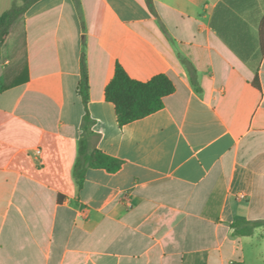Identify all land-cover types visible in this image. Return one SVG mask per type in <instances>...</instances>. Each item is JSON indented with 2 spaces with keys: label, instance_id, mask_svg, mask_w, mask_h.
I'll return each instance as SVG.
<instances>
[{
  "label": "crops",
  "instance_id": "1",
  "mask_svg": "<svg viewBox=\"0 0 264 264\" xmlns=\"http://www.w3.org/2000/svg\"><path fill=\"white\" fill-rule=\"evenodd\" d=\"M13 2L0 0V17ZM153 4L40 0L11 29L0 53L10 86L0 94V264H264V228H231L264 220V0ZM83 57L95 146L122 168L89 169L80 186ZM118 64L175 86L163 109L122 128L105 98Z\"/></svg>",
  "mask_w": 264,
  "mask_h": 264
},
{
  "label": "trees",
  "instance_id": "2",
  "mask_svg": "<svg viewBox=\"0 0 264 264\" xmlns=\"http://www.w3.org/2000/svg\"><path fill=\"white\" fill-rule=\"evenodd\" d=\"M40 0H14L12 7L0 17V53L6 44L13 26L21 20L25 13ZM76 8L81 10V0H73ZM151 11H154L153 0H147ZM192 84L200 91L198 72L194 65L187 59H183ZM255 87L261 89L257 76ZM4 81H0V94L9 89ZM85 108V115L81 125L79 139V155L74 169V176L80 186L85 182L89 169H103L110 173H117L122 168V161L109 156L97 149L95 144L101 138L100 134L93 130L95 121L88 111L90 99L89 74L85 57L82 61V79L78 87ZM175 92V86L165 74L153 77L147 82L132 79L126 70L117 65L114 77L105 90V98L115 106L119 126L122 128L134 121L144 119L164 107V99ZM264 228V220L250 221L240 220L231 225L236 237L253 236L258 228Z\"/></svg>",
  "mask_w": 264,
  "mask_h": 264
},
{
  "label": "built area",
  "instance_id": "3",
  "mask_svg": "<svg viewBox=\"0 0 264 264\" xmlns=\"http://www.w3.org/2000/svg\"><path fill=\"white\" fill-rule=\"evenodd\" d=\"M41 156H42V150L41 149H36L35 151H34V157H35V159L37 160V163L40 165V164H42V160H41ZM241 199H245V195H240L239 196Z\"/></svg>",
  "mask_w": 264,
  "mask_h": 264
},
{
  "label": "rangeland",
  "instance_id": "4",
  "mask_svg": "<svg viewBox=\"0 0 264 264\" xmlns=\"http://www.w3.org/2000/svg\"><path fill=\"white\" fill-rule=\"evenodd\" d=\"M12 44V43H11Z\"/></svg>",
  "mask_w": 264,
  "mask_h": 264
}]
</instances>
